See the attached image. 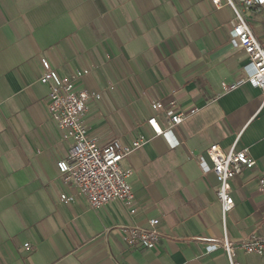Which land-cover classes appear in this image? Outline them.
Masks as SVG:
<instances>
[{
	"label": "crops",
	"instance_id": "0c3cea01",
	"mask_svg": "<svg viewBox=\"0 0 264 264\" xmlns=\"http://www.w3.org/2000/svg\"><path fill=\"white\" fill-rule=\"evenodd\" d=\"M233 17L210 0H0V264H229L222 248L206 251L208 238L264 235V92L247 81L227 89L252 70L229 43ZM245 19L264 45V7ZM40 58L60 76L88 69L77 82L100 93L83 117L92 136L147 137L122 161L133 212L119 200L91 208L59 177L71 140L48 111ZM157 100L195 109L174 129L175 147L146 123ZM211 143L247 148L256 161L232 179L225 213L214 173L197 160ZM154 218L155 247L122 240V226ZM234 260L264 264L239 248Z\"/></svg>",
	"mask_w": 264,
	"mask_h": 264
},
{
	"label": "built area",
	"instance_id": "2783aa9c",
	"mask_svg": "<svg viewBox=\"0 0 264 264\" xmlns=\"http://www.w3.org/2000/svg\"><path fill=\"white\" fill-rule=\"evenodd\" d=\"M214 6L222 3L229 6L234 17L231 21L229 43L241 50L248 58L251 72L236 79L227 89L247 81L264 92V45L253 33L245 16L252 10L264 7V0H210ZM43 72L38 80L48 87L47 107L64 139H70L71 145L65 157L56 161L59 177L65 184L73 185L87 200L89 206L98 209L113 200H119L133 212L134 195L128 178L132 174L130 167L122 166V161L139 149L148 140L144 135H137L129 141L112 138L99 141L92 136L84 123L86 104L90 98L98 99L100 93L80 87L78 80L88 69L75 70L70 75L60 76L47 59L40 58ZM153 113L146 119L154 135L162 136L175 147L179 144L174 129L195 109L185 113L175 107V101L164 106L160 101L150 104ZM156 112H160L163 121H159ZM203 173L212 172L217 181L216 195L222 213L235 207L232 197V179L244 169L252 168L255 159L247 148L235 149L233 146L224 150L217 143H211L205 155L198 157ZM258 190L264 194V172L257 177ZM71 197L60 194V200L67 202ZM159 220H149V228L140 226H122V240L130 247L153 248L163 237L158 228ZM210 244L206 251L222 248L229 264H238L234 260L236 249L244 253L255 254L264 258V235L251 234L238 242L230 241L226 235L221 240L208 238Z\"/></svg>",
	"mask_w": 264,
	"mask_h": 264
}]
</instances>
